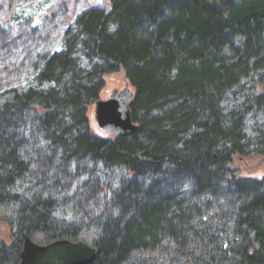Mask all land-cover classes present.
Here are the masks:
<instances>
[{"label":"trees","instance_id":"16d2710c","mask_svg":"<svg viewBox=\"0 0 264 264\" xmlns=\"http://www.w3.org/2000/svg\"><path fill=\"white\" fill-rule=\"evenodd\" d=\"M118 75L138 128L94 136L88 108ZM263 158L264 0L89 8L0 90V264L24 235L86 237L89 264H264Z\"/></svg>","mask_w":264,"mask_h":264},{"label":"rangeland","instance_id":"374dc122","mask_svg":"<svg viewBox=\"0 0 264 264\" xmlns=\"http://www.w3.org/2000/svg\"><path fill=\"white\" fill-rule=\"evenodd\" d=\"M109 1L0 0V90L26 84L50 54L62 49L63 33L75 19L89 8L108 11ZM123 86L119 75L109 79L99 99L112 98ZM93 113L94 104L87 111L92 134L106 136L98 128ZM261 171H264V164ZM0 241L11 244L9 228L4 223H0ZM33 241L44 245L40 237ZM80 241L92 243L86 237Z\"/></svg>","mask_w":264,"mask_h":264},{"label":"water","instance_id":"95a60500","mask_svg":"<svg viewBox=\"0 0 264 264\" xmlns=\"http://www.w3.org/2000/svg\"><path fill=\"white\" fill-rule=\"evenodd\" d=\"M124 86L109 99L94 103V120L105 135L112 137L132 136L138 125L131 119L134 91L123 79ZM264 163V158L260 161ZM97 249L83 241L62 239L48 244L35 243L29 236H23L19 264H89L95 260Z\"/></svg>","mask_w":264,"mask_h":264}]
</instances>
